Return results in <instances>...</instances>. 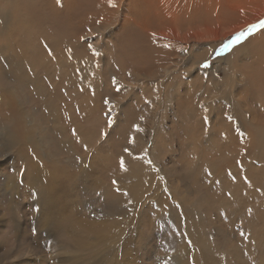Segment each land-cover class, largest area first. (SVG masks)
Returning a JSON list of instances; mask_svg holds the SVG:
<instances>
[{"label": "rangeland", "instance_id": "374dc122", "mask_svg": "<svg viewBox=\"0 0 264 264\" xmlns=\"http://www.w3.org/2000/svg\"><path fill=\"white\" fill-rule=\"evenodd\" d=\"M112 2L0 0V264H264L260 164L236 203L201 165L206 135L183 132L239 95L244 39L223 46L263 0ZM130 33L158 43L157 66L125 55Z\"/></svg>", "mask_w": 264, "mask_h": 264}, {"label": "bare ground", "instance_id": "6f19581e", "mask_svg": "<svg viewBox=\"0 0 264 264\" xmlns=\"http://www.w3.org/2000/svg\"><path fill=\"white\" fill-rule=\"evenodd\" d=\"M81 4H84V3H82V1H81ZM263 4H264V0H263ZM124 5H126V4L124 3ZM112 9H113V7H112ZM263 9H264V6H263ZM263 9H261L260 11H256V12H261ZM71 10L72 9H65V8L60 9V10H55L58 13L64 12V16H62L61 18H57L58 23L68 22L72 18V16H74V14L77 13L75 11L70 12ZM113 11H115V9ZM126 13H128V11H126ZM57 21L55 23H57ZM249 22L252 23L251 19L247 17L241 26H243ZM68 25H69V23H68ZM53 27H55V26H53ZM124 27L126 30L127 26H124ZM121 29H122V27H121ZM27 30H28V28H27ZM125 30L123 31V33L125 32ZM151 31H153V30H151ZM128 33H129V31H128ZM151 33H149V34H151ZM132 34H133V32H132ZM132 34L130 33L126 37L123 35L124 38L127 40L125 43V48H123V50L121 49L123 52H125V55L130 54V57H131V55H134L135 58H136V56H138V61L142 63L141 67H142L143 63L144 64L147 62L149 63L151 60L152 61L150 63H151V65L153 64V66L157 64L155 62L156 60H159V59L162 60V56H161V58H158V59L156 57L158 55L157 52L160 50L157 46L158 43L155 44V43H152V41L149 42L148 39H147L148 42H144L146 40L145 38H144L145 40H143L139 43L136 39V36H135V39H136L135 40L133 38L134 34H133V37H132ZM158 34H161V33H158ZM175 34L176 33H174V35ZM220 34H222V33H220ZM163 35H165V34H163ZM170 36H171V34H170ZM148 37H150V36H147V38ZM177 37H178V35H177ZM151 38L152 37H150L149 39H151ZM158 38H159V36H158ZM160 38H161V36H160ZM121 39H122V37H121ZM125 39H124V41H125ZM138 39H139V37H138ZM162 40H163V38H162ZM162 40H160V41L163 42L164 40L163 41ZM176 40H178V39H173V38L169 37V39H165V41L167 43L161 44L159 42V46H167L168 48L173 47V49H175L179 45L178 43H176ZM124 41H123V43H124ZM243 41L244 42H242L241 48L236 46V50L233 49V51H235V53H237L236 55H242V54L244 55L243 59H242V63L240 65H236V69H235V71H236L235 74L239 75L238 78H239L240 86H239V89L237 90V93L239 95L236 96V99H234V102L233 101H231V103L227 102V105H225L224 108H220L219 114H216L217 118H218V122L216 121L217 123L212 124L213 127L205 130L203 128L204 125L200 122V120H197L198 118L192 121L193 125L190 128L188 127L185 129L183 127L184 135L189 136V134H192V135L194 134V137L196 136V138H197V135L200 133H204L206 135L207 143H206V141H205V143L209 144L211 146V148H206V146L201 145L199 140H196L194 142L195 148L202 149L200 162H202V161L206 162V163H203L201 165L203 166V168L204 167H208V168L211 167L210 169L213 172H215L216 170H219L218 175L224 176V179L222 180L225 182V184L222 183L223 184L222 185L223 190L228 191L231 194V197L234 199L233 201H235L236 203L238 202L237 201L238 199L243 200V193L246 192V188L249 187V190H250L251 188H254L255 186H257V184L259 182V179L256 181L253 179V175H254L253 173H249V174L245 175V173H248L249 171H245L243 169L244 168L246 169V167H249L252 164L254 166L256 163H258V164H260L259 166H261L260 169H263L262 172L264 174V101L261 102V104H259V106H258L259 108H257V110H255L256 108L254 109L255 101H257L254 99L255 93L260 95L261 97H263V100H264V29H258L254 34L245 38ZM171 43H172V45H170ZM122 47H124V45H122ZM161 50H163V49H161ZM119 51H120V49H119ZM160 53H162V52H160ZM163 54L167 58V61H170V59L168 60V57H167L169 54L167 53V56L165 55L166 53H163ZM166 58L163 57V59H166ZM133 59H134V57H133ZM153 60H155V61H153ZM159 61H157V62L160 63ZM134 62L136 64V61H134ZM138 65H140V64L138 63ZM145 65L150 66V64H145ZM162 65H164V64H162ZM167 66L165 65V68ZM142 68H144V67H142ZM152 73H154V70ZM234 75L226 78L221 83V87L223 86V84L224 85L227 83L231 84V81H233V79H234ZM211 85L216 90L215 84L213 82ZM200 93H201V91H200ZM259 100L260 99H258V101ZM199 101H201V100H199ZM183 103H184V101L182 102V104ZM256 104H258V103L256 102ZM204 105L207 107V109H211V106H212L211 104H204ZM194 113H196V112H194ZM247 113L250 115V117L247 116ZM187 114L189 115L190 111L187 112ZM203 114H202L203 115L202 117L208 116L206 110H203ZM13 138H14L13 134L9 133V140L13 141ZM212 150L214 153V157L211 155L213 157V159H212V162H209L208 160H210L211 157H208V152H210V151L212 152ZM247 151H250L251 154H249L250 153L249 152L248 153L249 155H247ZM198 153H199V151H198ZM222 153H224L225 156H222ZM246 157L248 159H250L251 162H245ZM246 164H248L249 166H244ZM220 171H222V173H220ZM213 175H217V174H213ZM243 175H244V177H242ZM245 176H252V177H250L249 180H245ZM224 185H227L226 187L228 189H225ZM222 186L220 187V189L222 188ZM257 189H259V188H257ZM221 192H222V189H221ZM224 195H225V193H224ZM254 198H253V200H254ZM256 200H257V198H256ZM250 208H248V209H250ZM251 210L253 211V209H251ZM256 211L258 212V210L255 209V212ZM259 211H260V209H259Z\"/></svg>", "mask_w": 264, "mask_h": 264}, {"label": "snow or ice", "instance_id": "6c2138e0", "mask_svg": "<svg viewBox=\"0 0 264 264\" xmlns=\"http://www.w3.org/2000/svg\"><path fill=\"white\" fill-rule=\"evenodd\" d=\"M109 3L111 4V6L115 7V4L112 2V0H109ZM258 29H264V21H260L259 24H253L248 26V28L246 30H242L238 33H236L232 39H230L228 41V43H226L223 47L224 48H230L233 44H239L242 42L243 39L251 36L252 34H254V32H256ZM91 47V46H90ZM205 66H207L205 64ZM109 124H112V121L109 120ZM129 150L126 148L125 152H128ZM151 161H149L150 163ZM120 166L123 170H127L125 167V163H124V159L123 157H121L120 159ZM113 183H115V181H113Z\"/></svg>", "mask_w": 264, "mask_h": 264}]
</instances>
